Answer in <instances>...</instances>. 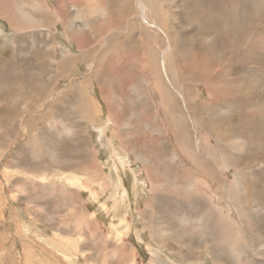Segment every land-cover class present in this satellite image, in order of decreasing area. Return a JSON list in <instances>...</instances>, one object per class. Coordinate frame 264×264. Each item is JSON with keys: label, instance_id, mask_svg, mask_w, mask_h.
<instances>
[{"label": "rangeland", "instance_id": "rangeland-1", "mask_svg": "<svg viewBox=\"0 0 264 264\" xmlns=\"http://www.w3.org/2000/svg\"><path fill=\"white\" fill-rule=\"evenodd\" d=\"M13 1H16L20 8L26 9L31 0ZM39 1L51 3L50 9L54 15L47 13L32 15L35 19L42 20L43 27L48 21L46 24H49L54 32L56 31V33L51 31L53 39L51 37L48 39L46 35L39 36L40 31L36 29L23 32L12 30L9 22L1 18V16L5 18V15L0 13V264H156L162 261L163 264H264V229H261L262 224H260L264 221V182L256 181L259 183L258 186L252 188L251 185L254 181H247L246 176L249 172H256L258 166H251V168L244 166L247 161L244 159L246 153L244 158L237 155L233 156L235 150L234 152L231 150L232 143L239 138L233 135L238 132H227L229 127L226 123H237V117L224 115L225 118L222 120L219 114L214 115L213 120H217L216 125H219V129L232 135V137L225 141L223 150L220 148L218 152L206 158H212L216 161L225 160L228 165L244 166L243 177H235L234 174L232 177L227 175L228 180H223L221 186L227 188L228 183L232 184L236 179L241 181V187L249 197L245 200V205H239L237 208L244 207L247 209L244 211L248 215V221L251 225L245 224L244 221L247 220V217L242 216L239 210H226L228 198L213 189L214 186L217 190H221L217 184H213L212 188L204 186L203 190L197 188L201 178L203 184L205 183L206 178L202 175L203 171L197 173L194 169V174H189V167L181 168L165 156H161L160 159L156 157L153 160L150 158L149 149H145L144 145L146 142L148 143V138L144 137L148 136L157 140L158 143L162 142L165 146L162 147L165 150V155L170 153L182 157L180 150L176 148V142L173 141L172 131L163 126L164 130L160 129L155 116L151 117L149 93L153 90L146 85L148 74L142 71L143 62L136 53L137 50L138 53L140 52L139 38H136V35L141 32L143 26L140 24V19H136L137 11H134V15L131 14L132 8H138L135 1L110 0L107 2L110 4L105 3L112 8L117 17V23L123 24L121 25L122 30L110 32L111 35L118 34V36L113 37V40L117 37L114 44L108 40V45L111 44L112 48L111 58L123 55L125 60H128L129 57L135 55L136 61H141L138 69L140 76L142 74L146 76L142 75L143 79L140 78V82L130 83L131 85L121 88L120 77L122 73L119 67L121 66L119 64L121 57H119V62L116 61L112 65L107 64L109 75L106 76V79L104 77L105 81L103 79L104 82L101 84L106 89L107 94L111 92L107 98L109 101L104 99L98 83L92 78L95 71L94 58L97 56L95 51L100 50L101 45L105 48L107 40L106 38L104 42L102 41L105 36L91 37V29L99 26L97 19L102 15L101 11L95 8L94 13H90L87 0H84V6H80L82 3L75 6L71 4V1L64 2L65 0H58L60 2ZM167 1H171L172 5L176 4L178 9L170 7L166 10V13L168 12L174 18L179 16L178 19H175L176 28L171 34L169 25L168 34L155 30L153 42L161 43L163 40H167V42L169 40L170 46H180L188 55L194 53L192 47L198 48L201 45L206 46L209 54L215 51L214 44H209L210 48L206 45L207 37L202 35L203 31L216 30L218 34L213 36L218 43L221 39L219 38L221 29L217 28L216 22L224 18L223 14L220 13H229L232 7L238 9L239 21L251 24V15H245V11L250 12L251 8H240L243 4L246 5L241 2L242 0H217L218 2L215 0L216 5L212 12H216L218 16L214 15L212 19L201 16L199 6L193 3L194 1L198 3L197 1L200 0ZM1 2L2 0H0ZM55 3H58L57 8L54 7ZM38 4L40 5L39 2ZM235 16L229 14L226 17V19L230 18L229 23L226 22L228 25L225 28L230 38L224 40L225 47H230L237 38L236 34H233L236 26ZM167 17L161 15V22H164ZM81 18L84 19V26L85 23H88V18L93 19V24L90 25L88 31L89 35L86 34V27L80 23L79 19ZM30 20L32 23L27 26L28 29L36 26L32 17ZM98 21L101 22L100 19ZM257 21H261L262 24L255 29L253 34L245 35L247 48L241 54L242 61L230 68V81L228 83L234 81L235 83L232 85L236 86V89L239 88L240 97H250L253 100L249 106H260L264 103V90L261 89L264 87V14H259ZM257 21L253 24L256 25ZM108 22L109 19H103V25ZM65 23L74 24L73 30L71 29L73 32L70 35H67L63 26ZM79 27L82 30L76 32L79 31ZM46 33L48 32H44V34ZM128 41H130L128 44L130 46L127 49L130 53H124V55L119 48ZM42 42L45 46L55 44L57 49L54 52L57 63L58 60L61 61L65 57H70L66 52L70 50L79 60L74 66L75 70H72V73L65 79L59 82H57V78L50 79V73L54 70L48 64L54 52H49L44 48ZM221 49L219 48L220 51ZM83 54L89 56V60H82ZM189 57L191 58V56ZM216 64L214 69L209 70V73L216 74L221 71ZM89 69L92 71L90 72ZM134 73L136 72H127L129 75ZM38 83L46 86L49 84L46 92L47 99L39 98L36 102L25 99V97L37 93ZM195 84L188 85L192 91L188 102L193 106V109L190 112L184 109L183 101L177 93L174 94L177 99L176 105H172L171 109H177V105L180 103L183 107L182 113L185 114V133H190L193 136L194 118L198 119L196 121L198 137L206 138L212 134L214 128L213 124H210L212 119L208 115L213 112L211 110L213 105H210L211 87H207L205 83L202 84L201 82H195ZM258 84L260 91L256 92L254 86L257 87ZM81 85H84V93L88 97L90 96L89 99L95 103L91 120L85 119L83 114L76 113L73 109L76 107V103L72 95L78 92ZM21 88H24L25 92H21ZM184 88L187 87L184 86ZM67 92L70 93L67 94ZM65 95H68V102L66 101L65 105L59 107V114L57 113L54 116L55 119L50 121L54 114L49 115L48 113L51 111L52 103L61 101ZM115 96L120 97L117 99ZM26 105L32 107L29 113L23 114ZM220 105H222L223 111H227L223 103ZM109 106L113 107L110 109L111 111L117 114L120 112L117 120L109 117ZM231 111H236V108ZM155 113L157 112L155 111ZM61 120L66 123V126L70 125L68 124L69 121L77 123L79 133L72 135L73 137L65 134V126H59ZM198 121H201L200 124H197ZM54 122L57 123L54 125ZM117 124L122 125L120 134L115 129ZM77 125L75 124V126ZM151 127L157 130L156 134L150 133ZM239 134H241L240 131ZM122 139H125L124 146L121 145ZM133 139L137 144H140L135 146L131 143V147L128 146ZM243 140L244 138L241 137L240 141ZM240 141L238 140L236 143ZM33 144L35 145L33 146ZM89 149L97 158L95 160L90 159L86 153L84 158L87 161H94L97 168L105 175L103 187L101 184L90 180L86 173L81 175L79 172L84 165L87 170L92 164H87L88 166L86 164L74 165L77 163V159L81 157L78 151L86 150L89 152ZM168 164L170 165L168 166ZM185 165L187 166V163ZM261 169L263 170L264 166ZM245 172L247 173L245 174ZM72 174L75 178H79V183L68 179L71 178ZM159 178H162V181L165 180L163 183H169L168 185L173 186L174 189L164 190L161 194L157 193L153 189V182ZM75 193L76 195H74ZM252 216H256L259 220ZM234 236L240 239H237L238 242L236 243L233 242Z\"/></svg>", "mask_w": 264, "mask_h": 264}, {"label": "bare ground", "instance_id": "bare-ground-1", "mask_svg": "<svg viewBox=\"0 0 264 264\" xmlns=\"http://www.w3.org/2000/svg\"><path fill=\"white\" fill-rule=\"evenodd\" d=\"M55 1L56 2H60L58 0H53V2H55ZM69 1H71L72 2L71 4H73L75 6H77L80 3H82V4H80V6H84V0H65L64 2H69ZM108 1H110V0H96V1L95 0H87L88 4H92L97 10L101 11V13H102V15L97 19V24H99V26L96 27V28L91 29V32H92L91 37L92 38H98V37L105 36L102 39L103 42L107 38V40H106V47L104 48V46L101 45V47H100V50L101 51L100 50H98V51L96 50L95 51L96 52V55H97L96 58H94L95 60L92 58L94 60V63H95V68H94L95 71L93 70L94 72L92 74V78H93L94 81H96L98 83V85L100 87V90H101V93L103 94L104 99L107 100L108 95L111 93L110 92L109 94H107L106 89L101 84V82H104L105 81L106 76L109 75V69H108V67L106 65L107 64L112 65L116 61L119 62V60H120L119 57H121V62L119 63V64H121V66H119V67L121 68L120 71L122 73V75L120 77V86L122 88V87H125V86H129L130 83L133 84V83H136V82H140V78L143 79V76H146L144 74H142L143 76L142 75L140 76V74L138 72L139 64L142 61L144 63V65L142 63V71L143 72H147V74H148L146 76L147 81H148L146 85L150 86L149 88H151L153 90V92L149 93L150 94V102H151L150 103V109L152 111V116L151 117H154L155 116V118L157 120L158 127L160 129H163V127H165L166 129H169V130L172 131V133H173V141L176 142V148L178 150H180V154L182 156V157H177L179 155H172L170 153L168 155H165V150H164V148L162 149V147L164 146L162 144V142H159L158 143L157 140H153V139L149 138L148 136H145L144 138H148V143L146 142L145 145H144V147H145V149H149L148 152L150 153L149 154L150 155V158H152L153 160H155L156 157H158V159H160V158H162L164 156L165 157H168L171 160L172 163L178 164L181 168L184 167L186 169L187 167H189V169H188V173L189 174H194V169L196 170L197 173L200 172V171L201 172L203 171L204 173L202 175H204V177L206 178L205 179V183L203 184V180L201 178L200 181H199V184H198L199 187H197V188L200 189V190H203L205 188L204 186H206L208 188H212L211 186H213V184H217V186L221 190H217L214 186H213V189L216 192L219 191L221 194L225 195L228 198V204H227L226 210H239V213H241V215L248 217V215L244 211V210H247V209H245L244 207H241L242 209L241 208L240 209L237 208V206H239V205L240 206L245 205V200H247L248 197H249V195H246L244 189L241 187V181H239L237 179L234 181V183H232V181H230L232 184H229L228 183L227 188L226 187L223 188L224 186L223 187L221 186V182H224L223 180H228L227 175H230L232 177L233 174H234L235 177H238V176H242L243 177V172H244V169H245L244 166L245 167L248 166V168L249 167L251 168V166H258V170L256 172L255 171L249 172L248 176H246L247 177V181H251V182L254 181L253 184L251 185L252 188H255V187L258 186L259 183L256 182V181H263L264 182V169L263 170L261 169L262 166H264V103L262 105H260V106H257V105L249 106V104L253 100H251L250 97H243V96L240 97V95H239V88L236 89V86L232 85V84L235 83L234 81H232V83H230V84H228V83L230 81V68L235 67L236 64H238V63H240L242 61L241 60V57H242L241 54H243L244 49L247 48L246 47L245 35L246 34H253V32L255 31V29H257V27H259L262 24L261 21H257V20H258L259 14H264V0H242L241 1V2L245 3L246 5L243 4L242 7H240V8H248V7L251 8V11L250 12H247V10L245 11L246 12L245 15H251V19H250V23L251 24H249L247 22H241V21H239L238 20V13H239L238 12V9L236 10L234 8L235 9L234 10L233 7L229 10V13L228 12L220 13V14H223L224 18H222V20H218L216 22L217 28L221 29L219 31V34H220V37L219 38H221V39H219V42L217 43V39L213 36V35L216 36L218 34V33H216V30H210V31L204 30L203 31V34H202L203 36H206L207 37L206 38V41L205 40L204 41L206 42V45L209 46V48H210V45L209 44H214V46L216 47L215 51L213 53L211 52L212 55H210L211 53L210 54L208 53V50H206V46H203V45L199 46L198 48H196V47L193 48L192 47V49H193V51H194L195 54L193 53V54L188 55V53H186L183 48H180V46H175V45H171L170 46L169 40H168V42H167V40H165V41L163 40L161 43L155 42V41L153 42V39H154L153 32L155 30L158 31V32L159 31L160 32H164L166 34H168L167 32H168L169 29H171L170 34L175 30L176 25H177V22L175 21V19L177 17H179V16H177L176 18H174L168 12L166 13V10L170 9V7L172 9L173 8H176V4L175 5L174 4L172 5V3H170L171 1L168 2L167 0H134L135 3H136V6L138 8H132L131 14L133 13V15H134V11H137L136 14H138V16L135 15L136 16V19L139 18L140 19V22H141L140 24L143 26V29H141V32L139 34H137V35L135 34L136 35V38H139V41L138 42L140 44L139 45L140 52L138 53L137 52L138 50H137L136 53H137V57L139 56V58L141 59L140 62L139 61H136L137 60V57H135V55H133L132 57H129L128 60H125V58H124L123 55H120V56L115 57V58H111L112 48H111V44L108 45V40L112 44H114L117 41V37L114 38V40H113V37L114 36H118V34L117 35H111L110 32H113L112 30H119V29L122 30L123 28H122L121 25H123V24L122 23L121 24H118L117 23L118 20H117V17L115 15V13L112 11V8L109 5H106L105 4ZM188 1L189 0H187V2ZM216 1L215 0H209V1H204V0L201 1L200 0V1H197L198 3H196V1H194L193 3L196 4V6H199V10H200L201 16L208 17V19H212L214 15L218 16L216 12L215 13L212 12L214 10L213 7L216 5L215 4ZM38 2L40 3V5L38 4ZM167 2H168V4H166ZM173 2H174V0H173ZM107 4H110V3H107ZM248 5H251V6H248ZM50 6H51V3H49L48 1H44V3H43V2H41L39 0L38 1L37 0H31V1H29V4H27V6H26L27 8L24 9V8H20L17 5V2L16 1H13V0H2V2L0 3V13H1V15H5V18L2 17L1 15L0 16L2 18L6 19V21L9 22L10 27L12 28V30L14 29L17 32L18 31L23 32V31H28V30L36 29V30H39L40 31L39 34H38L39 36L46 35L48 37V39L50 37H51V39H53L52 38V32L51 31L54 32V30L52 29V27L49 24H46L48 22H46L45 23L46 26L43 27L42 20L35 19V17L33 16V15H40L42 13H47V14L54 15L53 12L50 9ZM52 6H54V5L52 4ZM57 6H58V3L57 4L55 3V6L54 7L57 8ZM180 6H181V4H180ZM223 6H224V4H223ZM181 9H182V7H181ZM122 14H124V13H122ZM229 14H230V16H235L236 15L235 18H234L235 23H236V26H235V29L233 27V29H234L233 34H236L237 38H236L235 43H232V45L230 47H228V46L225 47L224 46L225 45L224 40H227V39L230 38L227 30L225 29L226 26L228 25V24H226V22L230 21V18L226 19V17ZM79 15H81V14H79ZM161 15L162 16H164V15L165 16H168L167 19L164 22H161L162 19L160 20V16ZM30 17H32L35 20L36 26L33 27V28L28 29L27 26L32 23V21L30 20ZM104 18L105 19H109V22L107 24H105V25H103V19ZM99 19L101 20V22L98 21ZM79 20L81 21L80 23H82V25L84 26V19L81 18ZM245 20H246V18H245ZM159 21H160V23H159ZM256 21H257L256 25L253 24ZM128 22H129V20H128ZM184 22H182V23H184ZM130 23H132V22H130ZM91 24H93V22L92 23L91 22L85 23V26L84 27H86L85 29H87V31H86V34L87 35L90 34L88 31L90 30V25ZM180 24H181V21H180ZM168 25H169V29H168ZM63 26L66 29L67 35H70L73 32L72 31L73 30L72 28H73L74 24H72V23H68V24L65 23V24H63ZM78 30L79 31H76V32H80V30H82V29H80V27H79ZM100 30L103 31V33H101ZM230 31H231V29H230ZM44 32H48V33L44 34ZM54 33H56V32H54ZM84 34H85V31H84ZM161 34H163V33H161ZM260 35H261V33H260ZM53 36H55V35H53ZM15 38H16V36H15ZM12 40H13V38H12ZM81 42H82V40H81ZM129 43H130V41L124 42L123 45L121 44L122 47L119 48V49H121V51L123 52V54L124 53L125 54L130 53L129 49H127V47L130 46V45H128ZM173 43H174V41H173ZM41 44L49 52H52V51L54 52V50L57 49V47L55 46L54 43H53V45L51 44L50 46H45L44 45V42H42ZM115 47H117V46L115 45ZM219 48H222L221 51L219 50ZM70 51H66V52H68L67 54L70 57H65L61 61L58 60L59 65H58V63H57V61L55 59L56 58V55H55V52H54V55H53L52 58L49 59V64H48L54 70L53 72L50 73V79H52V78H55L56 79L57 78L58 79L57 82H59L60 80H63L67 76H69L72 73V70H75L74 66L76 65V63L79 60ZM263 53H264V51H263ZM129 56H130V54H129ZM189 56H191V58ZM84 59H85V61L89 60V56H84V54H83L82 60H84ZM247 59H248V57H247ZM16 63H18V62H16ZM16 63H14V64H16ZM124 63H125V65H124ZM216 63L220 67V70L221 71L219 73H216V74L209 73V70L214 69ZM91 71L92 70H90V72ZM132 71L133 72H136V73L130 74V75L127 74V72H132ZM104 77H105V79H104ZM103 79H104V81H103ZM4 81H6V80H4ZM244 81H245V79H244ZM55 82H56V80H55ZM57 82H56V84H57ZM195 82H201L202 84L205 83V86L211 87V92H210V94H211V99L210 100L211 101H210V105H213V109H211V110H213V112L209 113L208 115H209V117H211L212 120L214 119V115L217 116L218 114L220 115V117L222 118V120H223V118H225L224 115H229L230 117L235 115V117H237V120H238L237 123H234V124H232V122L226 123L227 126L229 127V130L227 132H232V131L233 132H238L236 135H233L234 137H239V138H237V140L232 143L233 144V147H232L231 150H233V152L235 150V154L233 156H236L237 155V156H241L242 158H244V154L246 153L244 159H246L247 161L244 164V166L243 165H237L236 166V165H233V164L228 165L227 164V161H225V160H217L216 161V160H214L212 158H206L207 156H211L214 153L218 152V150L220 148H221V150H223L225 148V143H226L225 141L228 140L230 137H232V135H229L226 132H223V131H221L219 129V125H216L218 123L217 120H213V121L211 120L210 124H213L214 128H213L212 134L208 135V137H206V138H202L201 136L198 137V128H197V125H196V121L198 119H194L193 117H192L193 118V128H194L193 129V136L190 133H185V130H184L185 114L183 115V113H182V109H183L182 105L184 106V109H186L188 112H190L191 109H193V106L190 104V102H188L189 99L191 98L190 97L191 96L190 94L192 92V91H190L191 89L188 88V85L189 84L196 85ZM256 82H258V81H256ZM144 83H146V82H144ZM47 86L45 84L38 83L37 84V87H38L37 93H35V94L33 93L34 95L25 97V99H30L33 102H36L37 100H39V98H41L43 100H46L47 99L46 92H47V88H48ZM184 86H186L187 88H184ZM259 86H260L259 84H258L257 87L254 86V88H256V92L257 91L258 92L260 91ZM107 89H108V87H107ZM261 89L263 91L264 90V87H262ZM22 91L25 92V89L24 88H21V92ZM115 91H116V89H115ZM121 92L123 93V91H121ZM69 93L67 92V94H69ZM175 93H177L181 97V99H182L183 102H182V105L180 103L177 105V109L174 108L172 110L171 109L172 105H176V102L175 101H177V99H176V97L174 95ZM20 94H24V93H20ZM240 94H241V92H240ZM67 97H68V95H65L63 98H61V101L52 103L51 108H50L51 111L48 112V113H49V115L52 114V113H54V114H53V117L50 119V121L55 119L54 116H56L57 113L59 114V107L62 106V105H65L66 104V101L68 102L69 99ZM89 97L84 93V85H81L80 88H78V92H76V93H74L72 95V98L74 99V102L76 103V107L74 108L73 105H72V107H73V109H75L74 111H76V113L78 112L80 114H83L85 119H90L91 120L92 114H93V112L95 110V103L93 102V100L91 101L89 99ZM255 97H257V96H255ZM17 99H19V98H17ZM126 99H127V97H126ZM107 101H109V100H107ZM199 103L202 104V102H199ZM220 103L221 104L223 103V106L227 109V111L226 110L223 111L221 109L222 105H220ZM109 104L111 105V102ZM31 107H32L31 105H26L24 107V109H23V114L29 113L30 110H31ZM210 107H212V106H210ZM112 108L113 107L109 106V110L112 109ZM114 108H115V106H114ZM119 108H120V106H119ZM235 108H236V111L232 112L231 110H233ZM115 109H117V108H115ZM142 109H144V108H142ZM155 111L157 113H155ZM7 113H9V112H7ZM118 114L115 113L114 111H111L110 110V112H109V115L110 116L109 117L112 118L113 120H117V118H119L118 117ZM193 116H194V110H193ZM11 117H13V116H11ZM166 118H168L167 119V122H166ZM216 119H218V118H216ZM143 121H144V119H143ZM228 121H229V119H228ZM66 122H68V121H66ZM200 122L201 121H198L197 124L198 123L200 124ZM50 123H48V124H50ZM56 123L57 122H54V125ZM59 124H60L59 126H61V125H63V127L65 126L64 127V133L67 134V135L69 134L70 136H72V135L74 136V135H76V134L79 133L77 131V128H78L77 123H74L72 121H69L68 124H70L71 126L70 125H67L66 126L65 125L66 123L61 120L59 122ZM75 124L77 126H75ZM121 128H122V125L117 124L116 125V128H115L116 129V132L119 133L120 130H121ZM11 130H12V128H11ZM214 130H215V132H214ZM238 130L240 131L241 134H239V131ZM85 131H86V129H85ZM102 131H103V129H102ZM149 131H150L151 134H152V132L154 134H156V131L157 130L154 127H151V129H149ZM105 133H106V131H105ZM199 133H200V131H199ZM120 136H122V135H120ZM125 137H126V135H125ZM241 137L244 138L243 141H240V138ZM124 140L122 139V142H121V145L122 146L125 145V141ZM238 140L240 142L239 143H236V142H238ZM31 141H32V139L30 140V142ZM132 141L129 143L128 146L131 147V143H133L135 146H137V145L140 144V143L137 144L134 141V139ZM35 142H36V140H35ZM4 143H6V142H4ZM6 144H8V143H6ZM34 145L35 144H33V146ZM168 146H170V145L168 144ZM166 151H168V150H166ZM209 152H211V153L209 154ZM78 153H79V155L81 157L79 159H77V163H74V165H78V164H86V165L87 164H92V165H90L91 167L89 169H87V170L85 169V165H84L83 169L81 168V171H79L80 174L81 175H84L86 173L87 176L90 178V180H93L97 184H101V186L103 187L104 186V182H105L104 181V179H105L104 176L105 175H103L102 174V171L97 168V165L94 164V161H91V160L90 161H87L86 158H84V154L86 153V156L88 158L95 160L97 157H94L93 156V151H90V149H89V152L86 151V150L85 151L84 150H80V151H78ZM228 153H230V152H228ZM221 157H222V155H221ZM223 157L225 158L224 155H223ZM136 158H137V156H136ZM41 161H43V160H41ZM139 162H140V160H139ZM185 163H187V166L185 165ZM239 163H240V161H239ZM169 165L170 164H168V166ZM77 169H79V168H77ZM249 170H251V169H249ZM160 173H161V171H160ZM178 173H180V172H178ZM246 173L247 172H245V174ZM69 174H71V173H69ZM199 175H201V174H199ZM196 177L198 178V175ZM68 179L70 181H72V182H76V183H79L80 182L78 180L79 178L78 179L75 178V176L73 174L71 175V178H68ZM152 179H154V178L152 177ZM163 181H165V180H163ZM163 181H162V178H159V179H157L156 181L153 182L154 183L153 184V189L157 193H160L161 194V192H163L164 190L165 191H168V190H173L174 189L173 186L168 185L169 183L168 184L167 183H163ZM224 184H226V183H224ZM209 191H211V190L209 189ZM197 192H198V190L196 191V194H197ZM74 195H76V193ZM201 196H203V195H201ZM201 196H199V197H201ZM84 210H86V209H84ZM204 211H205V209H204ZM80 212H82V211H80ZM183 215H182V217H183ZM252 217L254 219H258V218H256V216H252ZM259 222H261V221H259ZM245 224H247V223L245 222ZM249 224L251 225V223H249ZM260 224H262L261 225V227H262L261 229H264V221L261 222ZM123 228H124V226H123ZM197 230H199V229H197ZM259 231H257V232H259ZM100 237H102V236H100ZM237 239H238V237L234 236L233 242L235 241V243H236V242H238V240H240V239H238V240ZM103 241H104V239H103ZM244 241H245V239H244ZM104 244L107 245L106 243H104ZM243 244H244V242H243ZM247 249H249V248H247ZM228 251H229V249H228ZM111 255H112V253H111ZM162 262H159V263H156V264H163Z\"/></svg>", "mask_w": 264, "mask_h": 264}, {"label": "crops", "instance_id": "crops-1", "mask_svg": "<svg viewBox=\"0 0 264 264\" xmlns=\"http://www.w3.org/2000/svg\"><path fill=\"white\" fill-rule=\"evenodd\" d=\"M88 9H89V12L90 13H94V9H95V7L92 5V4H89L88 5ZM2 18V17H1ZM4 19V18H3ZM48 22V21H47ZM87 22H93V19L92 18H88L87 19ZM56 32V31H55ZM243 216V215H242ZM247 217V216H246ZM248 217H247V220H245L244 222H246V223H249V221H248ZM238 224H239V222H238ZM258 234L260 235V233L258 232Z\"/></svg>", "mask_w": 264, "mask_h": 264}]
</instances>
